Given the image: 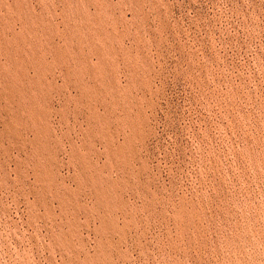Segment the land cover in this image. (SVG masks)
<instances>
[{
	"label": "rangeland",
	"instance_id": "374dc122",
	"mask_svg": "<svg viewBox=\"0 0 264 264\" xmlns=\"http://www.w3.org/2000/svg\"><path fill=\"white\" fill-rule=\"evenodd\" d=\"M0 264H264V0H0Z\"/></svg>",
	"mask_w": 264,
	"mask_h": 264
},
{
	"label": "bare ground",
	"instance_id": "6f19581e",
	"mask_svg": "<svg viewBox=\"0 0 264 264\" xmlns=\"http://www.w3.org/2000/svg\"><path fill=\"white\" fill-rule=\"evenodd\" d=\"M136 127V126H135Z\"/></svg>",
	"mask_w": 264,
	"mask_h": 264
}]
</instances>
